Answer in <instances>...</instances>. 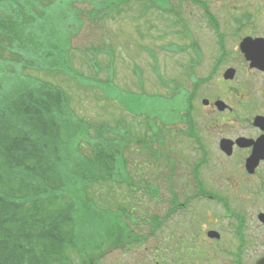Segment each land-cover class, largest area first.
<instances>
[{"label":"rangeland","instance_id":"374dc122","mask_svg":"<svg viewBox=\"0 0 264 264\" xmlns=\"http://www.w3.org/2000/svg\"><path fill=\"white\" fill-rule=\"evenodd\" d=\"M198 1L228 37L227 47L229 38L249 30L234 31L233 18L257 16L258 7L264 6V0ZM13 18L19 19L16 14ZM23 21L15 32L19 44L15 40L0 43V87L10 83V73L15 71L58 85L78 117L103 123L109 129L105 137L122 145L123 158L118 156L113 164L121 174L118 182L91 184L85 191L95 208L78 211L82 222L97 219L87 234L95 233L97 244L101 243L87 253L93 257L86 263L180 264L178 255H187L188 250L176 247L173 254L170 242L164 245L157 240L163 230L160 219L169 206L168 188L181 189L182 177L189 176L187 164L197 154L179 142L160 145L159 138L151 140L154 150L147 151L145 141L150 130L161 132L164 123L176 121L184 108L192 109L205 124L201 99L208 91L206 83L198 87L191 108L184 95L169 97V88L187 91L197 78L207 76L220 54L203 10L191 0H51L38 4V10ZM21 44L26 52L31 47L29 68L17 62L15 48ZM235 129L230 127L229 133ZM82 151L89 155L86 142ZM172 161L170 176L165 166ZM164 225L170 235L176 215L166 218ZM156 232V238L152 237ZM87 234L79 235L81 242L89 241ZM71 258L68 264H82L76 253Z\"/></svg>","mask_w":264,"mask_h":264},{"label":"trees","instance_id":"16d2710c","mask_svg":"<svg viewBox=\"0 0 264 264\" xmlns=\"http://www.w3.org/2000/svg\"><path fill=\"white\" fill-rule=\"evenodd\" d=\"M50 1L0 0V43L19 44L18 25ZM27 50L22 44L15 48L24 68L32 60ZM10 76L0 87V264H68L73 252L90 264L87 253L101 244L95 233L87 234L97 219L82 222L78 211L95 208L85 191L91 184L118 182L113 164L123 158L122 145L105 137L103 123L78 117L60 86L19 71ZM83 234L89 241H80Z\"/></svg>","mask_w":264,"mask_h":264},{"label":"flooded vegetation","instance_id":"af4514ba","mask_svg":"<svg viewBox=\"0 0 264 264\" xmlns=\"http://www.w3.org/2000/svg\"><path fill=\"white\" fill-rule=\"evenodd\" d=\"M256 14L233 18L234 31L249 30L229 38L228 47V37L216 34L220 54L207 76L187 91L169 88V97L181 92L190 108L198 87L206 83L208 90L201 99L204 125L185 110L159 132L160 145L179 142L197 154L187 164L181 189L167 187L169 206L160 219V241L188 250L176 256L180 264H264V122L255 123L264 116V42L251 53L240 48L247 37L264 41V6ZM227 70H233L232 77L225 78ZM230 127L236 128L233 134ZM174 215L176 226L167 235L165 219Z\"/></svg>","mask_w":264,"mask_h":264},{"label":"water","instance_id":"95a60500","mask_svg":"<svg viewBox=\"0 0 264 264\" xmlns=\"http://www.w3.org/2000/svg\"><path fill=\"white\" fill-rule=\"evenodd\" d=\"M261 42H264V41H262V40H260V39H254V40H252L251 38H244L243 40H242V42H241V44H240V48L244 51V52H246V51H250V53H251V50H253L256 46H261V45H263V44H261ZM232 75H233V70H227L226 72H225V78H230V77H232ZM205 103H206V101H204ZM264 122V116H261V117H257L256 119H255V123H259V124H261V123H263ZM211 235H215V233H211Z\"/></svg>","mask_w":264,"mask_h":264},{"label":"bare ground","instance_id":"6f19581e","mask_svg":"<svg viewBox=\"0 0 264 264\" xmlns=\"http://www.w3.org/2000/svg\"><path fill=\"white\" fill-rule=\"evenodd\" d=\"M30 51H31V49H30ZM30 51H29V52H30Z\"/></svg>","mask_w":264,"mask_h":264}]
</instances>
